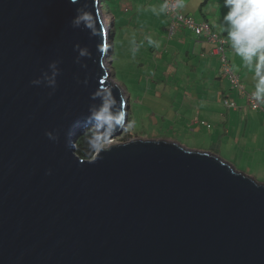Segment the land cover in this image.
Returning a JSON list of instances; mask_svg holds the SVG:
<instances>
[{"label":"water","instance_id":"water-1","mask_svg":"<svg viewBox=\"0 0 264 264\" xmlns=\"http://www.w3.org/2000/svg\"><path fill=\"white\" fill-rule=\"evenodd\" d=\"M86 3L0 0V264H264V184L218 155L142 139L77 154L97 88L129 123L102 0H88L98 37L72 24ZM56 60V90L33 85Z\"/></svg>","mask_w":264,"mask_h":264},{"label":"crops","instance_id":"crops-1","mask_svg":"<svg viewBox=\"0 0 264 264\" xmlns=\"http://www.w3.org/2000/svg\"><path fill=\"white\" fill-rule=\"evenodd\" d=\"M162 5L164 0H115L113 10L109 12L114 20L120 17L121 26L128 32L127 38L134 40L129 46L132 55L139 51L140 35H159L156 29L149 31V25L159 27L160 41H163L160 55L164 59L167 54V61L173 63L166 67L168 72L164 85L174 99L170 98L171 103H157L152 111L159 114V110H163V117H168V123L177 127L176 131L181 133L178 135H185L187 142L194 141V134L206 140L207 144H202L204 148L198 147V150L211 152L228 162L235 161L243 167L264 169V114L250 108L246 96L230 87L223 72L222 59L211 53V44L198 39L185 28H179L171 35L172 22L166 11H161ZM180 5L181 14L196 22L208 23L225 41V52L233 72L246 91L253 93L258 82L254 71L255 59L252 65H248L234 53L228 38L230 24L224 20L229 12L225 0H180ZM143 17L151 19L147 22ZM158 48L155 45L151 51L156 54ZM178 61L184 65L182 69L175 68L174 63ZM186 67L195 70L193 86L185 81L188 78L184 75L178 76L180 71H187ZM176 77L180 78L178 82ZM148 81L152 84L154 96L158 95L156 99L163 98L164 91L158 88L159 85L155 87L150 78ZM156 99L155 102H159ZM226 101L234 106H226ZM261 104L264 109V103ZM170 140L179 141L175 138Z\"/></svg>","mask_w":264,"mask_h":264},{"label":"rangeland","instance_id":"rangeland-1","mask_svg":"<svg viewBox=\"0 0 264 264\" xmlns=\"http://www.w3.org/2000/svg\"><path fill=\"white\" fill-rule=\"evenodd\" d=\"M102 1L104 14L111 18L108 26L111 28L112 34H114V38L113 36L111 38L110 45V47L113 45L114 51L112 57L108 59L110 63L108 64V68L112 73V81L122 87L125 93L124 96L128 99L129 124L131 125L121 135L111 139L113 145L124 144L136 139L171 141L170 139L174 140L175 138L179 140L176 141L177 143L180 142L179 144L188 149L198 150V147L204 148L202 144H207L206 140L196 136V134L192 132V134H194L192 135L194 141L191 139L190 142H187L184 139L185 135H178V133H181L176 131L175 128L177 127L174 128L173 125L168 123V117H163L165 114L163 110L160 109V113L157 114L151 109L154 108L157 103H171L170 98L172 97V100L174 99L173 95L169 92V88L164 85V78H167L166 74L168 72L166 67L173 63L167 61V54L164 59H162L160 55L163 52V41H160L162 37L160 31H158L159 27L155 28L149 25V31H154V29H156L159 35H149L148 37L140 35L139 51L136 55H132V53L129 52V46L133 44L134 40L127 38L128 32L121 26L120 17H115L116 19L114 20L112 15H109L110 10H113L115 0ZM143 19L148 22L151 17H143ZM135 38L137 39L138 36ZM146 39L153 41V43H149ZM155 45L157 47L159 46L156 54L151 51ZM179 63L180 61L174 63L176 69H182L184 66H182V63ZM185 70L187 71H180L178 76L184 75L185 78H188V80L185 81L193 86L195 70L192 67H186ZM179 77H176L177 82L180 80ZM149 78L154 82L155 87L159 85L158 88L164 91L163 98L156 99L158 95L154 96L155 92L152 93L151 90H153V87L150 81H148ZM182 88H184V86H182ZM129 95L131 96L130 98ZM155 99L159 102H155ZM103 147L110 146L106 144ZM230 164L235 167L237 171L252 177L258 183L264 184V169H259L258 167H243L242 164L236 163L235 161L234 163L230 162Z\"/></svg>","mask_w":264,"mask_h":264},{"label":"clouds","instance_id":"clouds-1","mask_svg":"<svg viewBox=\"0 0 264 264\" xmlns=\"http://www.w3.org/2000/svg\"><path fill=\"white\" fill-rule=\"evenodd\" d=\"M77 2L78 0H70L71 4ZM89 5L87 0L85 8L87 9ZM180 6L182 5L177 4L173 7ZM168 7L167 4L162 5L161 11ZM225 7L229 8L224 20L230 24L228 38L231 41V47L234 53L240 56L248 65H252L255 59L254 71L258 82L255 91L252 93V98L264 103V0H225ZM72 24L77 28L83 24L84 28L88 30L90 39L99 36L93 4L90 5V10L78 8L76 16L72 19ZM149 43H153V41L149 40ZM106 49L107 45L97 44L99 53H104ZM73 51L77 53L74 62L80 65L81 68L87 69V64H82L81 61L92 59L89 48L75 44ZM59 64V60L50 63L48 66L49 71L43 72L40 78L33 80L31 83L37 86L43 83L46 87L56 90V78L60 75ZM88 82L86 78L83 84L87 86ZM77 83L79 84L81 81L77 79ZM90 99L92 101L99 100L100 103L89 107L88 118L93 127L83 132V135L88 136V144L92 150L99 149L102 151L103 146L110 141L114 132L131 125L126 121L127 113L123 100L118 101L110 87L97 88L91 93ZM45 135L51 141H58V135L53 134V132H46ZM68 144L73 148L74 141L69 140Z\"/></svg>","mask_w":264,"mask_h":264},{"label":"built area","instance_id":"built-area-1","mask_svg":"<svg viewBox=\"0 0 264 264\" xmlns=\"http://www.w3.org/2000/svg\"><path fill=\"white\" fill-rule=\"evenodd\" d=\"M164 4L169 6L167 9H165V11L172 22L170 29L171 35H173L179 28H185L193 32L197 38L205 40L207 43L211 44V53L213 55H218L222 59L223 72L229 81L230 87L235 91H238L240 94L246 96L247 104L250 108L253 110H259L264 114V109L261 102H258L252 98V93H248L246 91V88L241 83L239 77L233 72L225 52V41L216 32H214L208 23L196 22L193 18L181 14L180 7H173L177 4L180 5V0H164ZM101 7H103L102 4ZM225 105L234 106V104L230 103L229 101H226ZM93 159H91V161Z\"/></svg>","mask_w":264,"mask_h":264},{"label":"trees","instance_id":"trees-1","mask_svg":"<svg viewBox=\"0 0 264 264\" xmlns=\"http://www.w3.org/2000/svg\"><path fill=\"white\" fill-rule=\"evenodd\" d=\"M103 3V1H102ZM101 3V4H102ZM90 135V133H89ZM77 146V154L83 159H92L94 155L98 152L97 150H92L91 146L88 144V136L83 135L79 138L78 142L76 143Z\"/></svg>","mask_w":264,"mask_h":264},{"label":"bare ground","instance_id":"bare-ground-1","mask_svg":"<svg viewBox=\"0 0 264 264\" xmlns=\"http://www.w3.org/2000/svg\"><path fill=\"white\" fill-rule=\"evenodd\" d=\"M103 19H104L105 23H106L107 25H109V21H110L111 18H110L108 15H105V14H104ZM108 28H109V26H108ZM107 65H108V63H107ZM111 80H112V79H111ZM112 82H114V81H112ZM113 84L115 85L116 83H113ZM123 91H124V90H123ZM124 95H125V93H124ZM111 145H113V142L110 140V142L107 143V146H111ZM103 148H108V147H103Z\"/></svg>","mask_w":264,"mask_h":264}]
</instances>
